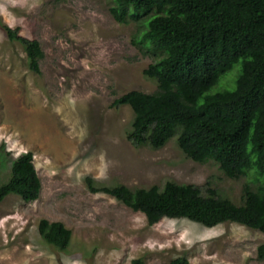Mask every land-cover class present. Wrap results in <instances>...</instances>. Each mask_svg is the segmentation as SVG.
<instances>
[{
  "label": "rangeland",
  "instance_id": "374dc122",
  "mask_svg": "<svg viewBox=\"0 0 264 264\" xmlns=\"http://www.w3.org/2000/svg\"><path fill=\"white\" fill-rule=\"evenodd\" d=\"M113 6L114 0H0V182L25 152L33 153L41 181L36 201L9 195L0 203V264H168L177 257L189 264H264L257 259L263 232L184 218L149 225L144 214L88 189L86 177L130 189L172 180L209 185L240 204L244 185L263 180L255 169L234 180L214 161L186 158L176 136L160 149L127 139L133 111L113 103L133 90L155 92L143 71L161 55L140 41L145 17L118 23ZM4 26L39 42L40 74ZM238 74L236 65L211 92L233 89ZM41 219L71 230L66 251L44 243Z\"/></svg>",
  "mask_w": 264,
  "mask_h": 264
},
{
  "label": "trees",
  "instance_id": "16d2710c",
  "mask_svg": "<svg viewBox=\"0 0 264 264\" xmlns=\"http://www.w3.org/2000/svg\"><path fill=\"white\" fill-rule=\"evenodd\" d=\"M110 12L122 24L145 17L140 41L161 55L143 71L157 90H133L113 103L133 111L127 139L136 147L160 149L176 136L186 158L214 161L229 179L255 169L263 180L253 178L255 188L244 185L240 204L209 185L172 180L161 188L130 189L98 186L86 177L88 189L144 214L149 225L162 218H184L207 228L233 222L264 233V0H114ZM3 29L10 41L24 48L29 69L40 74L39 42L17 29ZM236 65L235 87L211 92ZM40 190L33 153L25 152L12 161L7 181L0 182V203L9 195L33 202ZM38 233L57 250L70 246L71 230L61 222L41 219ZM257 259L264 260V243L257 247ZM168 264L189 262L177 257Z\"/></svg>",
  "mask_w": 264,
  "mask_h": 264
}]
</instances>
